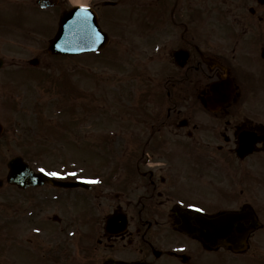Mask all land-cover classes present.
Here are the masks:
<instances>
[{
  "label": "flooded vegetation",
  "instance_id": "obj_1",
  "mask_svg": "<svg viewBox=\"0 0 264 264\" xmlns=\"http://www.w3.org/2000/svg\"><path fill=\"white\" fill-rule=\"evenodd\" d=\"M110 1L92 7L107 27L114 65L128 69L106 79L128 126L113 145L134 149L133 159L23 154L38 130L22 123L5 91H19L29 75L50 89L48 40L55 11L68 1L0 0V264H244L250 244L264 243V108L251 103L264 87L262 45L198 27L196 0H157L132 35L124 22L128 13L133 19V1ZM119 88L131 91H123L131 94L126 103ZM80 106L82 113L84 98ZM240 146L253 150L241 156ZM14 157L17 174L24 162L34 173L81 180L68 175L75 172L99 183L38 184L31 171L11 182ZM243 240L247 248L236 250Z\"/></svg>",
  "mask_w": 264,
  "mask_h": 264
},
{
  "label": "rangeland",
  "instance_id": "obj_2",
  "mask_svg": "<svg viewBox=\"0 0 264 264\" xmlns=\"http://www.w3.org/2000/svg\"><path fill=\"white\" fill-rule=\"evenodd\" d=\"M70 1L72 3L73 0ZM212 2L214 5H212ZM131 3L133 5V12L135 16L139 18L142 12L149 9L156 11L158 8L157 0H134ZM196 5L197 7H202L204 9V13L211 5V7H213L212 13L214 18H211V21L208 23L213 28L229 29V31L232 29V31L237 33V35L233 36V41L241 39L248 43H264V5H257L255 0H196ZM248 7H253L255 9L254 14L252 15L253 17H251L248 13ZM258 16L261 17L260 20H258ZM104 26V28H107L105 23ZM202 27H204V25H202ZM242 30H244V32H242ZM222 38L224 37L222 36ZM226 38L230 37L227 36ZM101 59H108L109 62H106L104 64L105 66H112L113 63L115 65H119V62L114 60L113 55L103 56ZM97 62V59L93 56L69 58L59 56L53 57V64L46 68V73L48 74L49 71H51V74L56 75L61 71L69 72L70 80L74 79V87H72L71 82L69 81L70 86L65 87L66 82H64V87L57 88V84L54 81L55 88L45 89L47 86L46 81L42 84L36 81L35 78H31L29 75V80L24 81V85L21 84L19 91L14 92L12 88L11 90L6 88L5 93H9L11 95L12 102L15 103V113L17 117H19L22 120V123L26 124L28 128L38 130L36 131V135L38 136V139L36 138L37 147H22L21 151L23 153L41 156L46 159H51L48 157L78 159V157H81L83 154L85 159H115L113 158L115 155H117V157L122 155L124 148H109V152L105 148L100 147L101 151H99L100 148L97 145L100 134L104 128L112 126V129H123L121 127L123 125L119 126V124L117 125L115 123L116 121L122 122L118 119V116H114V118H112L113 123H109L112 122L110 118L114 110V108L109 105L112 102V99L109 96H107L109 99H106L105 96L102 98L98 97L97 92L102 94L106 93V91L104 92L98 87H107L108 92L110 91L111 97L115 96V88L113 89L111 87L112 83L106 85L105 83L100 82L101 84L98 85L99 76L105 77L106 75L109 77L110 75L107 73V68L103 69L102 67H99ZM81 64L89 66V68H85V73H83L85 76L82 79L83 83L81 86L84 87V89L78 88L80 85V79L82 78L81 76H78V69H76L75 72H72L71 70L69 71V68L72 69L73 65L76 66L74 68H79ZM112 71H114V69ZM118 72L122 76L128 75L126 71L120 70ZM8 73L9 72H7V74ZM7 74V77L11 76V73L9 75ZM11 79L16 80V77L12 76ZM110 81L113 80L110 78ZM118 81L122 82L120 79ZM117 86L120 85L118 84ZM21 89H25L27 95L24 96L25 92ZM123 91L126 92L129 91V89L119 88L117 90V92H122V97H125L126 95ZM130 92L131 91L128 93ZM82 96L84 97L85 110L81 113L79 109L82 107L80 104L83 103ZM130 96L131 94H127L124 100L122 98L118 99L126 103L127 98H130ZM257 96L258 100H264V89L259 88ZM103 104H106L107 106L102 108L101 105ZM120 106L126 107L127 105L123 104ZM256 107H259L258 103ZM120 113L126 114L124 110H121ZM71 123L72 125L70 126L69 124ZM67 128L69 137H75L77 134L78 138L75 137L74 140H76V143L79 141L80 146L84 144L83 150L73 146V139H70L73 144H67L64 147L57 145L62 144V141H42L46 132L47 134L60 140L65 136L64 130ZM82 137L84 140L80 139ZM126 150L129 152L132 149L130 148ZM9 151L15 152L16 149H7V154ZM138 151L140 150H137V152ZM111 153L112 157H110ZM125 159H128V157L126 156ZM88 163L89 165H99L101 164V161L90 160ZM252 247L258 250L256 252L257 255H262V258H254L258 260L260 264H264V248H261L264 247V244L257 245L252 243ZM250 264L259 263L253 260Z\"/></svg>",
  "mask_w": 264,
  "mask_h": 264
},
{
  "label": "water",
  "instance_id": "obj_3",
  "mask_svg": "<svg viewBox=\"0 0 264 264\" xmlns=\"http://www.w3.org/2000/svg\"><path fill=\"white\" fill-rule=\"evenodd\" d=\"M76 10L77 7H73L61 16L58 32L51 44L54 52L77 53L84 48L85 50L93 48L97 33L95 17L91 14L87 20L78 18L75 14ZM10 165L13 174L14 161Z\"/></svg>",
  "mask_w": 264,
  "mask_h": 264
},
{
  "label": "snow or ice",
  "instance_id": "obj_4",
  "mask_svg": "<svg viewBox=\"0 0 264 264\" xmlns=\"http://www.w3.org/2000/svg\"><path fill=\"white\" fill-rule=\"evenodd\" d=\"M76 16L78 18H83L84 20H87L88 16L91 15L90 11H89V6L86 4H79L77 5V10H76ZM99 35V34H97ZM94 42V41H93ZM40 171L42 173H46L49 176L55 177L57 179H64L66 178V176L64 174H62L61 172L58 171H47L44 168H41ZM68 175H71L73 177H77L81 180H83V182L85 183H92V184H96L99 183L98 180L95 179H90V178H85V177H78V174L73 172V173H69ZM190 207H192V205H189ZM199 211H203V209H198ZM222 227H228L229 224L227 222H224L221 224ZM36 231H39V229H36Z\"/></svg>",
  "mask_w": 264,
  "mask_h": 264
},
{
  "label": "bare ground",
  "instance_id": "obj_5",
  "mask_svg": "<svg viewBox=\"0 0 264 264\" xmlns=\"http://www.w3.org/2000/svg\"><path fill=\"white\" fill-rule=\"evenodd\" d=\"M74 1V4H79V3H83L84 0H73Z\"/></svg>",
  "mask_w": 264,
  "mask_h": 264
}]
</instances>
